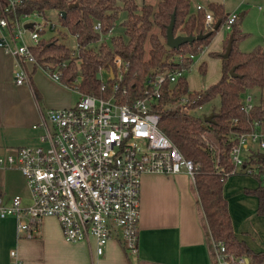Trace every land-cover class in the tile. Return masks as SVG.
<instances>
[{
    "label": "built area",
    "instance_id": "built-area-1",
    "mask_svg": "<svg viewBox=\"0 0 264 264\" xmlns=\"http://www.w3.org/2000/svg\"><path fill=\"white\" fill-rule=\"evenodd\" d=\"M21 1H0V29L8 33L0 38V46L16 59L14 80L17 84L28 83L29 65L37 66L31 46L42 37L39 29H44L46 24L50 29L56 28V23L40 12L17 15L16 5ZM204 7L196 5V9ZM31 17H40L45 22H22V18ZM212 18L211 11H207L206 23ZM238 19L239 14L232 12L223 26L231 30ZM27 22L33 23L29 40L24 36L29 29L25 27ZM95 28L100 30L99 21ZM182 56L177 54L176 59ZM114 63L116 72H101L103 82L115 79L109 93L105 84L100 95L84 94L74 86L72 89L78 95L74 105L48 109L33 126L41 130L37 145L20 147L14 153L0 156V172L12 168L19 170L31 192L32 203L28 207L22 206L20 196L12 197L8 205L0 198V218H16L18 237H36L43 218L54 217L60 224L64 240L69 243L94 242L96 254L101 256L108 242L116 238L130 256L136 257L142 177L145 174L175 176L186 173L195 182L197 165L186 159L160 129V115L153 111L163 81L166 78L175 81L185 74V68L148 76L145 96L122 103L127 88L120 81L127 62L116 55ZM48 74L59 82L57 70ZM188 102L184 97L176 105ZM253 106L254 96L245 93L242 109L249 113ZM260 126L255 121L250 132L237 136L238 142L230 152L232 173L239 170L253 173L252 164L245 165L244 153L256 145L264 151V133ZM10 256L12 264H23L16 250H12ZM212 258L213 264H249L248 258L227 253L223 244L214 245Z\"/></svg>",
    "mask_w": 264,
    "mask_h": 264
},
{
    "label": "trees",
    "instance_id": "trees-1",
    "mask_svg": "<svg viewBox=\"0 0 264 264\" xmlns=\"http://www.w3.org/2000/svg\"><path fill=\"white\" fill-rule=\"evenodd\" d=\"M204 2V8L196 9L193 0H156V3L144 1L141 4L136 0H22L16 5L15 12L17 15L45 14L48 9L57 10L60 25L75 36L77 49L69 47L55 33L48 38L41 37L31 50L37 59V67L47 72L57 70L60 83L71 89L77 86L84 94L100 95L104 84L107 92L111 91L115 79L103 82L101 72L117 71L116 55L127 62L120 81L127 88L122 103L145 96L148 76L185 68V74L175 81L166 78L160 87V96L153 103V111L160 115L159 127L182 155L197 165L194 187L212 254L214 245L223 244L227 253L244 256L249 264H264V250H253L234 233L228 202L223 195L228 177L244 172L232 173L234 166L230 152L238 142L237 136L250 132L255 121L264 123L262 100L254 99L249 113L242 109V96L255 87H264V50L258 47L250 52L242 51L238 42L246 32L240 31L239 23H234L225 40V51L213 53L222 57L221 77L201 91H190L187 72L228 16L222 3ZM207 11L213 16L210 23H206ZM122 12L125 16L119 20ZM172 14H175L174 34L207 36L185 42L178 48L169 47L166 30ZM97 21L101 23L100 30L95 28ZM217 22L219 27L215 29ZM117 26H121L120 30L114 31ZM177 54L183 56L176 59ZM200 71L205 73V63L201 64ZM184 97L189 102L176 105ZM216 98L220 99L218 110L213 107L211 113L203 117L196 114V110ZM210 115L212 120L205 122L204 117ZM262 154L260 151L249 154L245 165H258L259 184L248 193L257 197V214L264 217Z\"/></svg>",
    "mask_w": 264,
    "mask_h": 264
},
{
    "label": "crops",
    "instance_id": "crops-1",
    "mask_svg": "<svg viewBox=\"0 0 264 264\" xmlns=\"http://www.w3.org/2000/svg\"><path fill=\"white\" fill-rule=\"evenodd\" d=\"M247 1L237 0L227 13L243 9L241 18L247 13L244 7ZM221 2L225 7V2ZM198 3L204 2L193 0V7ZM238 22L242 31L241 19ZM7 34L0 29V38ZM217 41H212L200 52L191 69L200 73V66L205 63L207 71L206 60L212 51L224 49L222 37ZM16 66L15 57L0 46V156L14 153L20 147L37 145L41 130L33 126L39 123L42 113L51 108L72 106L78 100L71 88L54 80L41 67L29 65L30 81L17 84L14 80ZM188 87L190 91L202 89L192 88L189 81ZM263 124L259 129L264 133ZM257 151L261 152L256 145L244 155L247 157ZM258 184L229 176L223 188L234 233L255 251L264 250V217L257 214L258 199L248 190ZM14 196L22 198L23 207L32 203L31 192L21 172L6 169L0 172V198L8 205ZM35 234L31 239L18 237L16 218H0V264H12V250L18 252L23 264H213L194 182L186 173L175 176L145 174L142 177L136 257L130 256L116 238L108 242L101 256L96 254L94 242L69 243L64 240L60 224L54 217L43 218Z\"/></svg>",
    "mask_w": 264,
    "mask_h": 264
},
{
    "label": "rangeland",
    "instance_id": "rangeland-1",
    "mask_svg": "<svg viewBox=\"0 0 264 264\" xmlns=\"http://www.w3.org/2000/svg\"><path fill=\"white\" fill-rule=\"evenodd\" d=\"M139 4H141L144 1H150L153 3H156V0H136ZM205 0H203L204 2ZM209 1V0H208ZM212 1V0H211ZM216 2L224 1L225 2V12L227 13L228 10H230V6L234 5L237 0H230V2H227V0H213ZM204 3H198L203 4ZM206 6V5H205ZM261 6V8H260ZM245 10L247 9V13L244 16H241V27L242 32H246V35L238 42V47L245 52H250L252 50H255L256 48L260 47L264 50V3L261 0H248L245 5ZM243 11V9L239 10L237 13L240 15V13ZM45 16L48 19L54 21L56 23L55 29H50L49 24H46L44 26V29H39V32L43 35V37L48 36L51 32H55L58 34V36H61L60 39L63 40L69 47L73 49H77V41L74 35L67 33L66 28H62V26L59 23L58 20V12L56 9H48L45 13ZM125 16V12L121 13V17L119 20H122ZM33 20L38 24V22H42V24L45 22V19H41L40 17H31V18H22V22ZM239 23V22H238ZM238 23L236 25H238ZM121 26L115 27L114 31H119ZM57 29V31H56ZM29 30H32L31 27L24 33V36L29 40ZM230 30H226L224 26H221L212 36L210 42L206 47H208L212 41L223 39V45L224 49L222 52L225 51V40L227 38L228 32ZM61 32V33H60ZM54 33V34H55ZM64 33V34H63ZM62 34V35H60ZM48 38V37H47ZM217 39V40H216ZM204 47V48H206ZM214 52H220V51H212L211 56L207 58L206 62L207 64V71L206 73H198L195 68L191 69L189 72H187L186 77L187 81H189V85L193 88H207L209 83L213 80L219 79L222 74V57L219 55H213ZM207 86V87H205ZM73 96L77 97V93L71 89ZM200 91V89H199ZM251 93L255 98V101L264 103V87H255L251 89L249 92ZM216 108L217 110L220 108V99L216 98L211 103L204 105L200 109L196 110V114L199 116H204L207 114H210L212 111V108ZM264 126V124H263ZM262 153L264 151L261 150ZM253 167V174H248L246 172L243 173H237L231 175L233 178H243L245 180H251L256 183V185L259 183L258 178L256 177V174L259 172V168L257 164H252ZM240 172V170L238 171ZM235 176V177H234ZM262 177H264V174H262ZM204 222V221H203ZM214 247V246H213ZM212 247V250H213ZM213 261V258H212Z\"/></svg>",
    "mask_w": 264,
    "mask_h": 264
},
{
    "label": "water",
    "instance_id": "water-1",
    "mask_svg": "<svg viewBox=\"0 0 264 264\" xmlns=\"http://www.w3.org/2000/svg\"><path fill=\"white\" fill-rule=\"evenodd\" d=\"M174 21H175V14H172L171 17V21L167 26V30H166V43L169 47L172 48H178L181 44L185 43V42H191L193 40H195L196 38H204L207 36V34H199V35H182V34H174ZM33 23L32 22H27L25 24V27L29 28L32 27ZM219 27V22L216 23V25L214 26L215 29H217ZM230 50V45L228 46L227 52L226 54H228ZM234 69L231 70V72H233ZM112 73L113 70H111ZM212 120V116H206L204 117V121L205 122H210ZM262 158H264V154L261 155Z\"/></svg>",
    "mask_w": 264,
    "mask_h": 264
}]
</instances>
